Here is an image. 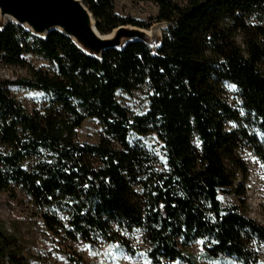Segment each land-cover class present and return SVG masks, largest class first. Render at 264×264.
Returning <instances> with one entry per match:
<instances>
[{
    "label": "trees",
    "instance_id": "trees-1",
    "mask_svg": "<svg viewBox=\"0 0 264 264\" xmlns=\"http://www.w3.org/2000/svg\"><path fill=\"white\" fill-rule=\"evenodd\" d=\"M79 1L103 36L149 28L117 17V0ZM129 1L157 8L166 27L156 51L130 42L96 59L55 31L36 38L11 21L0 29V65L22 68L32 55L54 66L0 81V192L29 203L45 243L105 241L134 256L139 231L150 264H191L195 245L208 259L256 264L264 227L236 207L223 209L217 196L230 191L244 206V152L264 167V0ZM10 85L47 102L30 114ZM139 89L148 92V110L132 115L116 92ZM86 119L101 126L97 145L75 140ZM131 134H154L164 162L130 143ZM22 251L0 230V264H49Z\"/></svg>",
    "mask_w": 264,
    "mask_h": 264
},
{
    "label": "rangeland",
    "instance_id": "rangeland-1",
    "mask_svg": "<svg viewBox=\"0 0 264 264\" xmlns=\"http://www.w3.org/2000/svg\"><path fill=\"white\" fill-rule=\"evenodd\" d=\"M114 13L122 20L130 18L137 23L147 25L149 28L144 29L145 31L159 26L162 33L166 27L162 22L157 23V8L149 2L117 0L114 3ZM25 58L26 66L22 68L0 65V81L13 82L29 78L31 69L35 71L39 69L46 73L54 70V66L39 57L27 55ZM8 90L10 96L30 114L39 112V109L47 102V96L39 91L21 89L13 85H10ZM116 98L121 106L132 115H142L148 110L146 89L133 91L129 95L117 91ZM82 124L75 132V140L81 145H97L100 141L101 126L93 119H86ZM129 138L130 143L138 144L153 153L160 163L164 162L161 144L154 134H147L143 137L131 134ZM242 157L249 168L244 206L230 191L220 192L217 197L223 209L236 207L238 211H242L248 218L264 227V167L248 152H244ZM31 210L29 203L21 196L11 199L7 193L0 192V230H7L17 237L23 250L21 254L23 258L36 257L44 259L49 264H69L52 251L61 249L78 264H150L145 257L147 248L143 244L139 231H135L131 236V243L137 248L134 256L127 254L120 246H111L105 241L85 245L81 242L70 243L62 238H52V243H45L38 236V232L43 230V224L39 218L31 215ZM188 257L191 264H244L236 258L227 256L222 259H208L203 255L200 245L192 247ZM29 264L35 263L30 262ZM256 264H264V251L260 252V258Z\"/></svg>",
    "mask_w": 264,
    "mask_h": 264
},
{
    "label": "water",
    "instance_id": "water-1",
    "mask_svg": "<svg viewBox=\"0 0 264 264\" xmlns=\"http://www.w3.org/2000/svg\"><path fill=\"white\" fill-rule=\"evenodd\" d=\"M8 21L23 27L36 38L58 32L96 59L103 52L121 50L130 42L144 43L156 51L162 40V33L159 38L131 26L118 27L106 38L96 31L93 18L79 0H0V29Z\"/></svg>",
    "mask_w": 264,
    "mask_h": 264
},
{
    "label": "bare ground",
    "instance_id": "bare-ground-1",
    "mask_svg": "<svg viewBox=\"0 0 264 264\" xmlns=\"http://www.w3.org/2000/svg\"><path fill=\"white\" fill-rule=\"evenodd\" d=\"M148 34H155L160 38L161 35V31H160V27H156V28H151L150 30H146ZM110 37V36H109ZM108 36L106 38H109ZM158 43H159V39H158Z\"/></svg>",
    "mask_w": 264,
    "mask_h": 264
},
{
    "label": "snow or ice",
    "instance_id": "snow-or-ice-1",
    "mask_svg": "<svg viewBox=\"0 0 264 264\" xmlns=\"http://www.w3.org/2000/svg\"><path fill=\"white\" fill-rule=\"evenodd\" d=\"M230 89H232V90H234L235 89V85H229L228 86ZM197 146H199V142H197ZM87 187V186H86ZM218 199H219V197H218Z\"/></svg>",
    "mask_w": 264,
    "mask_h": 264
}]
</instances>
